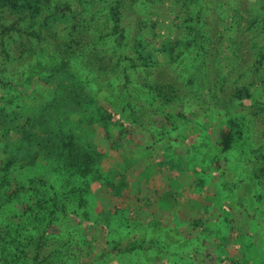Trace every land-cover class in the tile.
<instances>
[{"label": "rangeland", "instance_id": "374dc122", "mask_svg": "<svg viewBox=\"0 0 264 264\" xmlns=\"http://www.w3.org/2000/svg\"><path fill=\"white\" fill-rule=\"evenodd\" d=\"M0 264H264V0H0Z\"/></svg>", "mask_w": 264, "mask_h": 264}, {"label": "trees", "instance_id": "16d2710c", "mask_svg": "<svg viewBox=\"0 0 264 264\" xmlns=\"http://www.w3.org/2000/svg\"><path fill=\"white\" fill-rule=\"evenodd\" d=\"M63 115V119H56V122H58V128L57 129H53V131L50 133V138L48 137L47 139H43L41 136H36L38 138H36V140H38L37 145H40V148L42 147V149H45L46 145H48L51 148H48L49 151L52 150V148L55 147V151L54 153H57L56 155H62L63 152L66 151L67 153V158H64V162L63 166L65 167V169H77L81 172L84 173V170L86 168V164H83L84 162H82L83 160H77L76 158V152L79 150L78 147H75L72 143V139L73 137H69V133L68 132H63L65 123L64 120H66L68 118V115L64 113L60 114ZM72 138V139H71ZM56 142L54 145H52V142ZM41 142L44 143L45 145L41 146ZM227 146H229V144H227ZM70 159V162H69ZM67 161V162H66ZM77 161V162H76ZM82 162V163H79ZM70 165H69V164Z\"/></svg>", "mask_w": 264, "mask_h": 264}]
</instances>
